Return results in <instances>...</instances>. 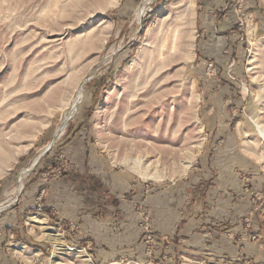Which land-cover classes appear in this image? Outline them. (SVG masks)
I'll list each match as a JSON object with an SVG mask.
<instances>
[{"label": "rangeland", "instance_id": "1", "mask_svg": "<svg viewBox=\"0 0 264 264\" xmlns=\"http://www.w3.org/2000/svg\"><path fill=\"white\" fill-rule=\"evenodd\" d=\"M143 1L0 0V264H264V0Z\"/></svg>", "mask_w": 264, "mask_h": 264}, {"label": "bare ground", "instance_id": "2", "mask_svg": "<svg viewBox=\"0 0 264 264\" xmlns=\"http://www.w3.org/2000/svg\"><path fill=\"white\" fill-rule=\"evenodd\" d=\"M151 1L152 0H144L143 1V3L140 5V7H139V9H138V11H137V16L138 17H140L143 13H144V10H145V8H147V5L148 4H150L151 3ZM152 53V52H151ZM150 53V54H151ZM153 54V53H152ZM163 55H164V53H162ZM162 56V55H161ZM165 58H166V55H165ZM165 58L163 59V60H165ZM148 60V59H147ZM150 60V59H149ZM148 60V61H149ZM175 60H176V58H175ZM161 62V61H160ZM164 62H166V60L165 61H162L161 63H163L164 64ZM149 63H150V61H149ZM149 63H148V65H149ZM160 63V64H161ZM162 64V65H163ZM135 85V84H134ZM136 86V85H135ZM126 87V86H125ZM130 88V87H129ZM137 88V87H136ZM126 89V88H125ZM126 91V90H125ZM168 91V90H167ZM78 92V91H77ZM75 93L74 95H73V97H72V99H71V103L69 104V110H70V112L69 113H71L73 110H74V106L76 105V102L78 101V98H77V95H78V93ZM126 93V92H125ZM128 93V92H127ZM166 93V92H165ZM167 94V93H166ZM127 98V97H126ZM133 98H134V96H133ZM132 99V98H131ZM171 100V99H170ZM163 103V102H162ZM127 105V104H126ZM169 108V107H168ZM68 109V108H67ZM180 110V109H179ZM168 111V110H167ZM166 114V113H165ZM170 114V113H169ZM167 116V115H166ZM169 116V115H168ZM166 122V121H165ZM165 127V126H164ZM258 129H260V128H258ZM260 131V130H259ZM262 132V134H264V131L262 130L261 131ZM59 135V134H58ZM49 146V145H48ZM48 146H46L45 148H44V150L45 149H47V147ZM189 165H190V163H188ZM188 164L186 165V166H188ZM23 173H22V176L24 177L25 175H27L28 174V169H24V171H22ZM147 174V173H146ZM149 175V174H148ZM152 176V175H151ZM35 217V216H34ZM44 217V216H43ZM43 217H41V216H39V217H35V221L37 222L36 224H42V225H44V224H46V220H45V218H43ZM33 222V221H32ZM41 225V226H42ZM48 226V225H47ZM45 229V228H44ZM58 230V229H57ZM45 233V235H46V237H48V238H50L53 242H54V244H55V246H56V248L57 249H64L65 247H64V245L63 244H61L60 242H61V240H63L62 239V237H61V234L58 232V231H56L55 229H52V228H48L47 230H46V232H44ZM44 235V236H45ZM64 247V248H63ZM67 247V246H66ZM65 249H67V248H65ZM79 255V254H78Z\"/></svg>", "mask_w": 264, "mask_h": 264}, {"label": "water", "instance_id": "3", "mask_svg": "<svg viewBox=\"0 0 264 264\" xmlns=\"http://www.w3.org/2000/svg\"><path fill=\"white\" fill-rule=\"evenodd\" d=\"M51 145H52V144H50V146L48 147V149L51 147ZM48 149H47V150H48Z\"/></svg>", "mask_w": 264, "mask_h": 264}]
</instances>
